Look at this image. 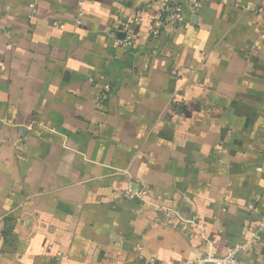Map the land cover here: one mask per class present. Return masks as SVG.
Segmentation results:
<instances>
[{
    "label": "crops",
    "instance_id": "0c3cea01",
    "mask_svg": "<svg viewBox=\"0 0 264 264\" xmlns=\"http://www.w3.org/2000/svg\"><path fill=\"white\" fill-rule=\"evenodd\" d=\"M164 1L0 0V264H264V0Z\"/></svg>",
    "mask_w": 264,
    "mask_h": 264
},
{
    "label": "built area",
    "instance_id": "2783aa9c",
    "mask_svg": "<svg viewBox=\"0 0 264 264\" xmlns=\"http://www.w3.org/2000/svg\"><path fill=\"white\" fill-rule=\"evenodd\" d=\"M87 0H78L77 6L82 7ZM188 5L193 13H197L202 7V0H166L160 11V17L153 21L150 29V35L156 37L160 34L161 30L166 26L169 28H176L183 24V6ZM31 9L34 5H29ZM142 11L139 10L136 13L137 20H140ZM56 27L62 28L60 25ZM124 36L118 40L120 47L125 50L130 49L133 45V37L129 32V26H124ZM111 93L110 86L103 84L99 94V103H105L108 101ZM125 199H143L146 195L145 189L139 188L137 191L125 190L123 193ZM150 264H158L153 259L149 260ZM191 264H246L244 260L238 257L237 253L230 249L221 256H214L211 253H207L200 262H193Z\"/></svg>",
    "mask_w": 264,
    "mask_h": 264
}]
</instances>
